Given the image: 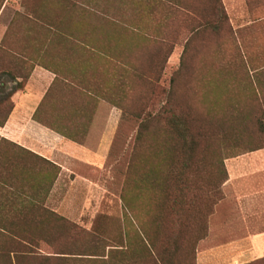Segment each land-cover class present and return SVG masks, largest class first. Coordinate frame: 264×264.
Segmentation results:
<instances>
[{"label": "trees", "instance_id": "1", "mask_svg": "<svg viewBox=\"0 0 264 264\" xmlns=\"http://www.w3.org/2000/svg\"><path fill=\"white\" fill-rule=\"evenodd\" d=\"M215 2V12L212 9L205 14L215 16L218 12L219 23L214 28L220 33L225 27L231 29L230 19L222 1ZM192 12L204 18L201 11ZM107 21L118 42L117 48L102 51L111 64V91L99 84L78 87L96 102L103 104L106 97L107 108L99 123L95 124L94 113L85 109L84 102L71 98L59 104L53 118L44 124L85 144L87 140L78 137L97 138L95 145L93 140L88 145L96 150L110 104L138 119L122 192L123 205L136 227L127 234L123 247L91 235L87 245H77L76 224L45 205L60 167L27 151L26 162H17L13 173L8 174L7 166L0 168V196L5 199L0 203V264H197V245L208 236L210 216L225 196L223 185L229 177L226 159L264 148V89L250 76L234 78L237 91L231 92L238 93L236 100L223 89L224 83L233 79L229 75L223 78L220 91L215 82H211L214 89L209 93L200 88L192 93L177 86L187 45L211 23L199 21L193 27L181 67L166 89L160 81L173 46L161 57L156 51L167 44L161 43V47L148 34L151 28L129 26L124 20L123 24ZM152 33L158 38V33ZM127 34L134 40L128 42ZM95 35L103 37L107 32L100 30ZM156 45L158 50L152 51ZM140 50V57L133 53ZM0 51L10 53L1 45ZM244 65L247 71L245 61ZM0 72H12L6 59L0 63ZM29 75L30 71L21 75V86ZM158 97L159 105L154 103ZM221 98L227 99L226 105ZM8 103L5 110L0 102V125L13 108V103ZM44 244L50 252H43ZM263 263L261 257L245 264Z\"/></svg>", "mask_w": 264, "mask_h": 264}, {"label": "crops", "instance_id": "2", "mask_svg": "<svg viewBox=\"0 0 264 264\" xmlns=\"http://www.w3.org/2000/svg\"><path fill=\"white\" fill-rule=\"evenodd\" d=\"M221 1L240 51L221 49L225 38L214 28L219 21L205 16L214 0H0V45L10 52L0 51V63L6 59L12 66L11 73L0 72V101L9 98L13 103L0 125V168L7 166L8 174L13 173L17 162H26L27 151L43 157L60 167L53 192L63 173L74 172V159L89 165L90 160L101 162L107 158L111 146L108 128L113 110L119 108L110 104V119L96 150L88 145L92 140L95 145L97 138L90 141L87 136L78 137L86 139L85 144L44 123L53 118L59 104L71 98L84 102L85 109L94 113L95 124L99 123L107 108L106 97L102 104L79 88L99 84L111 91V64L103 52L118 42L111 36L107 20L126 23L130 5L153 10L162 7L173 15L188 13L183 28L190 31V36L194 20L197 24L211 23L210 40L216 42L217 50L201 51L200 58L218 61L217 69L233 78L224 85H233L234 78L246 80L250 76L264 89V0ZM193 10L204 13V18L193 17ZM87 15L106 21L109 31L98 27ZM100 30L107 36H96ZM119 44L121 49L122 42ZM92 46L95 49H90ZM28 71L30 75L21 86V75ZM225 164L229 175L223 185L225 196L210 216L208 236L199 243L198 264H245L264 257V148L228 158ZM77 177L80 185L89 180L80 174Z\"/></svg>", "mask_w": 264, "mask_h": 264}, {"label": "rangeland", "instance_id": "3", "mask_svg": "<svg viewBox=\"0 0 264 264\" xmlns=\"http://www.w3.org/2000/svg\"><path fill=\"white\" fill-rule=\"evenodd\" d=\"M215 4L216 2L214 0L213 12H215ZM188 15L184 11L177 12L173 15L162 7H157L153 10L149 6L147 8L142 6L139 9L135 5H130V11L128 13L129 26L138 24L147 26L151 28L147 31L148 34L156 42H159L158 44L161 47V43L167 44L161 50H158L159 46L156 45V48L152 51L158 50L156 54H160L163 57L167 47L169 45L173 46V51L168 58L160 81V85L166 89L170 86L171 77L181 67L182 55L187 41L191 37L190 31L183 28ZM206 15L208 17L211 16L214 20H219L217 17L218 12L215 16ZM193 17L195 16L193 15ZM86 18L93 21L98 27L105 28L109 31L110 25L106 27V21H101L93 15H87ZM192 25L195 27L197 20H194ZM152 31H155V34L158 33V38L154 36ZM220 33L225 38L224 46L221 48L224 52L240 51V48L235 43V34L232 26L231 29L229 27L223 28ZM127 36L128 42L134 40L128 34ZM210 37L211 34L207 28L202 30L200 34L195 35L191 43L187 45L188 53L183 59L185 65H183V70L181 69V75L178 77L177 83V86L180 88L184 87L191 92L197 91L200 88L202 92L209 93L214 89L211 82H215L218 88L216 90L220 91L219 89L223 85V78H228L227 75L222 74L217 69L216 63L218 61L200 58L201 51L214 52L217 50L216 42L210 40ZM151 48H148L146 52L148 53ZM133 53H136L135 55L140 57L142 50ZM223 89L226 90L225 94L233 93L231 92L232 89L235 90L234 92L237 91L236 87L230 84L223 85ZM235 94L238 95V93ZM235 94L233 93L230 96L234 100H236ZM226 100L221 98L223 105H226ZM0 102L3 103L4 109L6 110L10 99L7 98ZM160 102L161 98L158 97L154 103L159 105ZM113 111L114 114L108 128L111 132V146L107 158L101 162L99 160H90L89 165L78 164L76 162L79 160L74 159L71 166L75 173H63L58 186L51 192L45 204L46 207L67 217V219L69 218L70 221L76 224L77 228L74 230V238L75 243L80 246L87 245V240L91 235L101 237L106 243H114L115 245L123 247L127 243V234L133 232V229L136 227L135 222L133 219L131 220L132 217L123 205L122 192L126 182L134 137L139 121L129 114H123L121 110L114 109ZM109 119L108 117L105 128L107 127ZM77 174L89 179L86 184L80 185V178L77 177ZM71 179L73 182H71ZM4 200L0 199V203L4 202ZM61 242L66 244L68 240H62ZM199 243L197 245V264ZM42 250L44 253L51 251L45 244L42 245Z\"/></svg>", "mask_w": 264, "mask_h": 264}]
</instances>
